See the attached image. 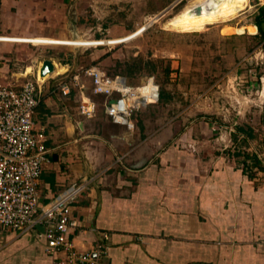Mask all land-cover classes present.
<instances>
[{"label": "crops", "instance_id": "crops-1", "mask_svg": "<svg viewBox=\"0 0 264 264\" xmlns=\"http://www.w3.org/2000/svg\"><path fill=\"white\" fill-rule=\"evenodd\" d=\"M2 36L34 43L75 40ZM55 70V76L66 72L57 65ZM65 76L43 83L34 114L47 135L48 160L38 188L43 206L68 186L86 183L72 208L79 220L72 238L80 251H94L107 234L105 264H264L261 154H250L252 165L249 159L242 166L220 156L195 167L181 150L160 149L171 137L168 132H141L146 119L134 118V130L113 122L105 111L106 95L93 91L91 77H83L84 90L73 86L64 95L61 84L68 78L60 79ZM85 96L104 112L83 115ZM42 226L0 232V264H53Z\"/></svg>", "mask_w": 264, "mask_h": 264}, {"label": "rangeland", "instance_id": "rangeland-1", "mask_svg": "<svg viewBox=\"0 0 264 264\" xmlns=\"http://www.w3.org/2000/svg\"><path fill=\"white\" fill-rule=\"evenodd\" d=\"M190 1L0 0V35L75 39L0 41V83L48 84L92 65L135 86L154 77L159 99L133 117L146 119L143 133H169L160 149L181 150L195 167L220 156L242 166L250 154L264 158V38L254 24L264 0H249L224 21L169 27ZM46 59L65 74L41 80Z\"/></svg>", "mask_w": 264, "mask_h": 264}, {"label": "built area", "instance_id": "built-area-1", "mask_svg": "<svg viewBox=\"0 0 264 264\" xmlns=\"http://www.w3.org/2000/svg\"><path fill=\"white\" fill-rule=\"evenodd\" d=\"M6 38L0 35V41H9ZM84 76L93 79L96 94L106 95L105 111L109 118L130 130L136 127V112L160 96L154 77L135 86L127 77L111 76L96 65L85 67L62 82V93L69 95L73 86L84 90ZM42 86L39 80L0 85V232H24L39 223L45 228L47 250L55 256L53 264H105L102 257L109 235L103 234L94 251H80L72 238L79 228L72 208L86 188L85 182L68 186L52 201L40 205L38 183L48 160L47 135L44 128H37L34 114ZM96 111V101L82 97L80 112L93 117Z\"/></svg>", "mask_w": 264, "mask_h": 264}, {"label": "bare ground", "instance_id": "bare-ground-1", "mask_svg": "<svg viewBox=\"0 0 264 264\" xmlns=\"http://www.w3.org/2000/svg\"><path fill=\"white\" fill-rule=\"evenodd\" d=\"M249 0H191L178 14L168 21V26L188 30L227 20L243 10ZM41 78L44 76L40 75Z\"/></svg>", "mask_w": 264, "mask_h": 264}, {"label": "trees", "instance_id": "trees-1", "mask_svg": "<svg viewBox=\"0 0 264 264\" xmlns=\"http://www.w3.org/2000/svg\"><path fill=\"white\" fill-rule=\"evenodd\" d=\"M254 24L257 25L259 33L261 34L262 38H264V6H261L259 8V13L256 15V19L254 21ZM263 119H264V113H263ZM238 130L241 131V132H244L248 136H253V134H251V131L246 130L243 127H239ZM248 157L251 158L252 156L248 155ZM255 160H256V162L254 163V166L255 165H259L258 164L259 160L257 158Z\"/></svg>", "mask_w": 264, "mask_h": 264}, {"label": "water", "instance_id": "water-1", "mask_svg": "<svg viewBox=\"0 0 264 264\" xmlns=\"http://www.w3.org/2000/svg\"><path fill=\"white\" fill-rule=\"evenodd\" d=\"M56 69V64L52 59H46L42 66H41V75L42 76H46L52 72H54ZM42 229L45 230L44 226H42ZM94 256H96V254H93Z\"/></svg>", "mask_w": 264, "mask_h": 264}]
</instances>
